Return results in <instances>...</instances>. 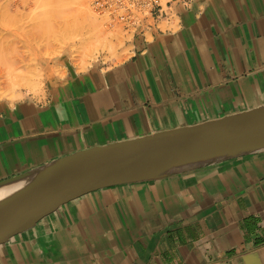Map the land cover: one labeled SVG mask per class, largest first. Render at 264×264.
Wrapping results in <instances>:
<instances>
[{
  "label": "crops",
  "instance_id": "crops-1",
  "mask_svg": "<svg viewBox=\"0 0 264 264\" xmlns=\"http://www.w3.org/2000/svg\"><path fill=\"white\" fill-rule=\"evenodd\" d=\"M129 56L68 55L43 97L0 103V183L90 148L264 107V0H191ZM0 264H264V151L97 190L0 243Z\"/></svg>",
  "mask_w": 264,
  "mask_h": 264
},
{
  "label": "water",
  "instance_id": "water-1",
  "mask_svg": "<svg viewBox=\"0 0 264 264\" xmlns=\"http://www.w3.org/2000/svg\"><path fill=\"white\" fill-rule=\"evenodd\" d=\"M264 151V107L90 148L0 183V243L87 193L193 172Z\"/></svg>",
  "mask_w": 264,
  "mask_h": 264
},
{
  "label": "rangeland",
  "instance_id": "rangeland-1",
  "mask_svg": "<svg viewBox=\"0 0 264 264\" xmlns=\"http://www.w3.org/2000/svg\"><path fill=\"white\" fill-rule=\"evenodd\" d=\"M90 3L0 0V103L43 97L51 79L62 77L63 55L81 67L112 66L129 56L131 39L118 27H105Z\"/></svg>",
  "mask_w": 264,
  "mask_h": 264
},
{
  "label": "built area",
  "instance_id": "built-area-1",
  "mask_svg": "<svg viewBox=\"0 0 264 264\" xmlns=\"http://www.w3.org/2000/svg\"><path fill=\"white\" fill-rule=\"evenodd\" d=\"M191 0H91L94 15L108 28L118 27L124 37L150 39L161 24L169 23L176 8H187Z\"/></svg>",
  "mask_w": 264,
  "mask_h": 264
},
{
  "label": "bare ground",
  "instance_id": "bare-ground-1",
  "mask_svg": "<svg viewBox=\"0 0 264 264\" xmlns=\"http://www.w3.org/2000/svg\"><path fill=\"white\" fill-rule=\"evenodd\" d=\"M12 73V72H11ZM10 73V74H11ZM15 77H17V76H15ZM18 78V77H17ZM19 78H22V77H19ZM24 81V78L23 79H20V81ZM34 82V81H33ZM29 83V82H28ZM30 83H31V85H32V80L30 81ZM35 83V82H34ZM30 85V86H31ZM36 85V84H35ZM37 86V85H36ZM31 88V87H30ZM35 88V87H34ZM12 100V99H11ZM10 190H12V188H5V189H1L0 190V198L2 197V196H4L6 193H8Z\"/></svg>",
  "mask_w": 264,
  "mask_h": 264
}]
</instances>
